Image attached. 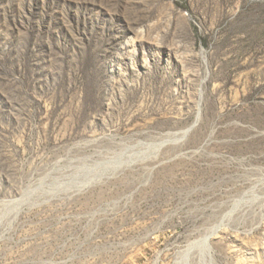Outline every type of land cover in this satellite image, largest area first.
I'll use <instances>...</instances> for the list:
<instances>
[{"label":"rangeland","instance_id":"obj_1","mask_svg":"<svg viewBox=\"0 0 264 264\" xmlns=\"http://www.w3.org/2000/svg\"><path fill=\"white\" fill-rule=\"evenodd\" d=\"M0 264H264V0H0Z\"/></svg>","mask_w":264,"mask_h":264},{"label":"bare ground","instance_id":"obj_2","mask_svg":"<svg viewBox=\"0 0 264 264\" xmlns=\"http://www.w3.org/2000/svg\"><path fill=\"white\" fill-rule=\"evenodd\" d=\"M128 50V48L127 47H125V48H123L122 49V52H126ZM123 64V63H122ZM116 73V72H115ZM119 74V73H118ZM117 76H119V75H117ZM161 145V144H160Z\"/></svg>","mask_w":264,"mask_h":264}]
</instances>
